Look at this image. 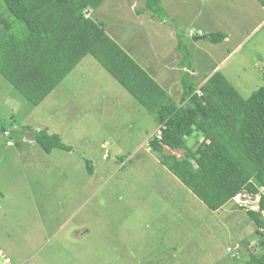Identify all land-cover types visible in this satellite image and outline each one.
<instances>
[{"label":"rangeland","instance_id":"obj_1","mask_svg":"<svg viewBox=\"0 0 264 264\" xmlns=\"http://www.w3.org/2000/svg\"><path fill=\"white\" fill-rule=\"evenodd\" d=\"M162 2L164 20L155 18L147 29L135 19L149 15L135 14L145 0H107L90 17L119 35L122 45L129 42L124 51L148 75L169 76V67L183 60L175 30L183 35L200 87L206 75L220 72L245 99L264 88V10L257 0ZM1 15L14 21L3 2ZM218 32L228 36L219 44L193 40ZM146 61L154 68L147 69ZM179 69L173 82L162 83L177 101L186 68ZM24 97L0 73V118L11 123L14 117L35 132L48 129L72 150L47 154L26 132L31 142L17 131L14 140L0 137V247L14 262L238 264L236 253H245L241 242L257 245L253 224L234 201L211 211L149 151L159 130L154 115L92 56L40 106ZM172 153L184 155L165 148Z\"/></svg>","mask_w":264,"mask_h":264},{"label":"trees","instance_id":"obj_2","mask_svg":"<svg viewBox=\"0 0 264 264\" xmlns=\"http://www.w3.org/2000/svg\"><path fill=\"white\" fill-rule=\"evenodd\" d=\"M105 1L0 0L8 17L14 18L11 23L0 16V73L38 107L92 56L154 115L161 136L150 139L149 151L211 211H220L240 193L260 195L259 210L234 204L247 214L254 226L252 239H257L254 246H250L251 239L241 242L245 253L240 256L237 252L234 259L241 260L238 264H264V88L245 99L220 72L206 75L208 79L200 87L193 81L189 51H183V35L177 33V49L186 56L179 66L186 70L180 78V100H174L90 17ZM257 1L264 7V0ZM162 3L145 0L138 14L164 20ZM227 38L218 32L209 34L207 40L219 44ZM11 118V123L0 118L1 138L14 140L17 131L21 140L31 142L26 137L30 133L32 142L47 154L55 149L72 150L48 129L35 132ZM14 145L27 148L17 141ZM165 148L184 155L165 154ZM87 164L92 174L91 162Z\"/></svg>","mask_w":264,"mask_h":264},{"label":"crops","instance_id":"obj_3","mask_svg":"<svg viewBox=\"0 0 264 264\" xmlns=\"http://www.w3.org/2000/svg\"><path fill=\"white\" fill-rule=\"evenodd\" d=\"M107 1V0H106ZM262 7V6H261ZM143 8V7H142ZM262 9L264 10V7H262ZM135 14H138L137 13V11L135 12ZM135 19H136V21L137 22H139V25H141L143 28H145V29H147V28H150V27H153V25L152 24H155V22H153V20L155 21V19H153L150 15H147L146 16V18H145V20L142 18V17H137V16H135ZM96 21L98 22V23H100V24H102L103 25V22H100V21H98V19H96ZM264 24V23H263ZM103 27L105 28V30H107V28L103 25ZM174 30V29H173ZM106 33L112 38V39H114L121 47H122V49H128V48H130L129 46H132L129 42H128V44H125V45H122L121 43H119V41H118V39H115L116 37H118V38H120L119 37V35H116V34H114V33H111L112 35H110V33H108L107 31H106ZM172 35L173 36H176L177 37V34H176V31L174 30V32H172ZM197 42H199V41H197ZM176 44H178V37L176 38ZM126 53H128V52H126ZM129 54V53H128ZM130 55V54H129ZM131 56V55H130ZM132 57V56H131ZM133 58V57H132ZM142 57H138V59L139 60H142L141 59ZM134 59V58H133ZM181 58H179L178 59V62L180 63V60ZM135 60V59H134ZM139 65H140V63L137 61V60H135ZM146 63H147V61H146ZM179 63H177L178 65L176 66V64H175V67H174V65H173V67H169V69L171 70V71H169L170 73V75L168 76L167 74H164V73H162L163 75H161L162 76V78H163V80H162V78H161V76L159 77V75H154V76H151L162 88H163V84L162 83H165V80H166V82H167V80L168 81H171V82H173L172 81V79H173V76H175L176 75V72H177V70H180L179 68H180V66H179ZM143 65H144V63H143ZM160 65V64H159ZM141 66V65H140ZM141 67H143V66H141ZM146 67H147V69H151V68H154V66L152 65V64H149V63H147V65H146ZM177 67V68H176ZM144 68V67H143ZM183 69V68H182ZM74 71V70H73ZM72 71V72H73ZM183 71V70H182ZM71 72V73H72ZM172 72H173V76H172ZM182 73H184V72H182ZM165 75L166 76H168V77H165ZM192 75L195 77L196 76V72L195 71H193V73H192ZM181 76H182V74H181ZM180 76V77H181ZM180 77H179V83H180ZM207 79H208V77H206ZM66 80V79H65ZM65 80L60 84V85H58V87H60L64 82H65ZM164 81V82H163ZM57 88V87H56ZM165 90H166V88H165ZM167 92V91H166ZM52 94V93H51ZM50 94V95H51ZM50 95L47 97V98H49L50 97ZM46 98V99H47ZM45 99V100H46ZM44 100V101H45ZM43 101V102H44ZM42 102V103H43ZM41 103V104H42ZM78 228H80V227H77V228H73L72 229V232H74V230H78ZM79 233L80 232H75V233H73L74 235H76L77 237H78V235H79ZM9 256V255H8ZM12 258V257H11ZM34 258H29V260H33ZM12 261H13V263L14 264H26L27 262H24V263H20V262H18V261H15L14 262V260H13V258H12ZM32 263H35V260L32 262Z\"/></svg>","mask_w":264,"mask_h":264},{"label":"built area","instance_id":"obj_4","mask_svg":"<svg viewBox=\"0 0 264 264\" xmlns=\"http://www.w3.org/2000/svg\"><path fill=\"white\" fill-rule=\"evenodd\" d=\"M161 136V129L158 131V137ZM261 192H264L262 190ZM259 194H249V193H240L234 198L235 204L251 208L252 210H259ZM0 264H13L12 258L8 256V254L2 250L0 247Z\"/></svg>","mask_w":264,"mask_h":264},{"label":"clouds","instance_id":"obj_5","mask_svg":"<svg viewBox=\"0 0 264 264\" xmlns=\"http://www.w3.org/2000/svg\"><path fill=\"white\" fill-rule=\"evenodd\" d=\"M205 36H207V35H205ZM199 37H202V36H199ZM194 38H195V37H194ZM194 38H193V39H194ZM206 39H207V38H206ZM202 40H203V39H202ZM198 41H200V40H198ZM195 42H197V41H195ZM159 130H160V128H159ZM159 130H158V131H159ZM6 135H9V133L6 132ZM157 136H158V134H157ZM10 143H12V142L10 141L9 143H7V145H8V144L10 145ZM229 251H232L231 248H229Z\"/></svg>","mask_w":264,"mask_h":264},{"label":"water","instance_id":"obj_6","mask_svg":"<svg viewBox=\"0 0 264 264\" xmlns=\"http://www.w3.org/2000/svg\"><path fill=\"white\" fill-rule=\"evenodd\" d=\"M206 38H207V36L195 37L193 40L198 41V40H202V39H206Z\"/></svg>","mask_w":264,"mask_h":264}]
</instances>
